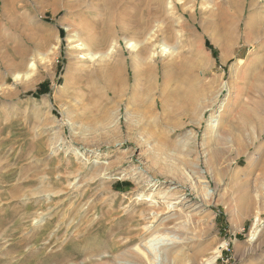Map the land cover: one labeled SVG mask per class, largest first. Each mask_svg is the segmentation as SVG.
<instances>
[{
  "label": "rangeland",
  "instance_id": "374dc122",
  "mask_svg": "<svg viewBox=\"0 0 264 264\" xmlns=\"http://www.w3.org/2000/svg\"><path fill=\"white\" fill-rule=\"evenodd\" d=\"M232 2L0 0V264H264V0Z\"/></svg>",
  "mask_w": 264,
  "mask_h": 264
},
{
  "label": "bare ground",
  "instance_id": "6f19581e",
  "mask_svg": "<svg viewBox=\"0 0 264 264\" xmlns=\"http://www.w3.org/2000/svg\"><path fill=\"white\" fill-rule=\"evenodd\" d=\"M41 1H43V2H45L46 0H41ZM96 1V0H95ZM101 1V3L103 4V6H105V8L109 11V10H111V11H113V10H116V9H119L120 8V3H121V0H100ZM232 1H234V2H236V3H238V0H228V3L229 4H233V2ZM92 2H93V0H92ZM253 2V1H252ZM252 2H250V3H252ZM242 3V2H241ZM253 5H254V3H253ZM239 6V5H238ZM104 8V7H103ZM251 8H253V7H251ZM254 12V11H253ZM117 13V11L115 12V13H113V14H110L111 16H109L108 17V19L106 20V25L107 26H105L104 28H103V30H102V32H103V34L105 33L106 34V36L104 37V38H101L100 36H98L99 34H101L100 32H98V25L96 24V23H93L92 25H89V26H86L85 27V32H88L87 34H90V35H88L89 37H91V42H92V45H93V48H96V47H100V48H103L106 44H108V42L110 41V37L112 36V33H114V32H117V33H126L128 30H130L131 28H136L137 26H131L130 24H131V22H127V21H117V23L115 22V17H114V15ZM252 16V15H251ZM255 16V14L252 16V18L250 19V20H248L247 22H248V24H246L245 25V27H244V32L247 34V36H248V34H251V33H256V34H258V36L260 37V38H258V41H261V38L264 36L263 35V30H262V27H261V25H262V23H261V21L263 20V19H261V21L260 20H258V21H255L254 19H253V17ZM256 17V16H255ZM250 18V17H249ZM259 19V18H258ZM257 20V19H256ZM135 22V21H134ZM263 22V21H262ZM99 23V22H98ZM115 23H116V26H115ZM135 24V23H134ZM136 30V29H135ZM113 31V32H112ZM131 31V30H130ZM133 31V30H132ZM135 34L137 33V32H134ZM78 36H79V34L78 33H75L74 35H72V36H70L71 37V43H73V44H76V45H74V48H73V51L75 52V53H77V52H79L80 51V54H82L84 57L86 56V57H88L89 55H90V47H86L85 45H83V44H78L77 42H78ZM88 38V37H87ZM252 40H257V39H252ZM89 41V40H88ZM88 45H89V43H87ZM127 45L129 46V43L127 42ZM134 45L133 44H131L130 45V47H133ZM92 48V47H91ZM165 51V48H163V52ZM144 53V52H143ZM107 55H108V53H107ZM136 57V56H135ZM263 58H264V54H263V56H262ZM107 58V57H106ZM105 58V56H102V59H103V61H102V64H103V70L105 71V76L107 77V79L109 80V83L111 84V83H114L115 81H116V70H115V67H113L112 66V64H110V60H108V59H106ZM137 58V57H136ZM146 59H148V58H146ZM141 60V59H140ZM113 63V62H112ZM138 63V62H137ZM137 67V66H136ZM143 70V69H142ZM137 74V76H139V77H145L146 78V83H147V85L149 86V88H151V87H153L154 86V71H153V69L150 67L148 70H146L144 73H142V72H136ZM136 79V78H135ZM137 79H139V78H137ZM136 79V80H137ZM138 81V80H137ZM113 85V84H112ZM156 88V87H155ZM111 96H113V95H111ZM140 96V95H139ZM138 96V97H139ZM141 98V97H140ZM144 98V97H143ZM143 98H141V99H143ZM139 99V98H138ZM148 99H149V97H148ZM168 100V99H167ZM157 101V100H156ZM105 102H107V99H105ZM142 103V102H141ZM156 103V102H155ZM145 104V103H144ZM150 108V107H149ZM151 109V108H150ZM165 109V108H164ZM156 111V110H155ZM158 111V110H157ZM166 111V110H165ZM155 113V112H154ZM157 113H159V112H157ZM138 115V114H137ZM154 116V115H153ZM158 116V115H157ZM155 117V116H154ZM153 117V118H154ZM151 118V117H150ZM158 118V117H157ZM160 119V118H159ZM102 121V123H103V125L102 126H104V124L108 121V117L106 116V117H104L103 119H101ZM153 120V119H152ZM162 120V119H161ZM158 121V120H157ZM214 122V121H213ZM161 123V122H160ZM210 124V123H209ZM211 125V124H210ZM213 125V124H212ZM215 125H213V127H214ZM92 129V128H91ZM163 144V143H162ZM62 180H65V179H56L55 180V183H61V181ZM67 180V179H66ZM60 185V184H59ZM169 189V188H168ZM153 195L152 194H150V195H148V196H146V197H143L142 196V198H146V201H149L150 199H151V197H152ZM31 204H34V203H38V202H36V201H32V202H30ZM9 215V214H8ZM8 217V216H7ZM55 221H56V218H52L51 220H49V225L47 226V227H44V228H42L40 231H38L37 232V234L35 235V239H30V242L32 243V244H34V245H37L38 243H39V239H41L42 237H44V236H46L48 233H49V229H50V227L51 226H53L54 224H55ZM12 225V224H11ZM9 230H13V231H18L19 230V227H17V225H15V226H9L8 228H7V230L6 231H9ZM4 231H5V229H4ZM158 239V238H157ZM159 240V239H158ZM26 240H23L22 242H25ZM149 247V246H148ZM170 248V247H169ZM16 249V248H15ZM21 249H22V245H19L18 244V246H17V250H16V252H18V254L19 255H21L22 253L20 252L21 251ZM139 250L140 251V249L139 248H135L134 249V251L135 250ZM138 250H137V252H138ZM149 250V249H148ZM147 249H144V253H143V256H142V260L144 259V260H147L148 262H150L151 260H152V253H151V251H148ZM37 253V252H36ZM139 253V252H138ZM142 253V252H141ZM173 253V252H172ZM171 252H167V253H165V255L166 256H170L171 257V255H174V254H172ZM177 253V252H176ZM33 254H35V252H32L29 256H31V255H33ZM36 255H38V254H36ZM34 258V257H33ZM169 258V257H168ZM168 260V259H167ZM215 260V258H213V261ZM140 264H145V262H140Z\"/></svg>",
  "mask_w": 264,
  "mask_h": 264
},
{
  "label": "trees",
  "instance_id": "16d2710c",
  "mask_svg": "<svg viewBox=\"0 0 264 264\" xmlns=\"http://www.w3.org/2000/svg\"><path fill=\"white\" fill-rule=\"evenodd\" d=\"M60 34H62V31H60ZM205 46H206V48H208L209 50H211V53H212V55H214L215 53H214V51H212V48L210 47V45H209V43L206 41L205 42ZM45 88V84H42V85H40L39 86V92H41L42 91V89H44ZM37 96V95H36Z\"/></svg>",
  "mask_w": 264,
  "mask_h": 264
}]
</instances>
